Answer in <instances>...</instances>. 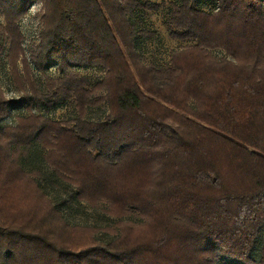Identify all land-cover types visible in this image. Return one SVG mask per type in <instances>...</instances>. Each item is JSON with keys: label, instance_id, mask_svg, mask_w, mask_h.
<instances>
[{"label": "trees", "instance_id": "1", "mask_svg": "<svg viewBox=\"0 0 264 264\" xmlns=\"http://www.w3.org/2000/svg\"><path fill=\"white\" fill-rule=\"evenodd\" d=\"M33 2L40 30L26 56L18 22ZM159 9L0 0V62L21 96L0 90V121L26 111L0 126V264H264V236L252 256L264 231V0L172 2L163 26L186 45L162 66L142 61L136 41L154 34L130 18ZM81 68L104 74L91 83ZM103 103L105 119L88 120ZM66 104L67 121L33 111ZM37 151L76 203L116 223L68 224L41 171L22 166Z\"/></svg>", "mask_w": 264, "mask_h": 264}, {"label": "rangeland", "instance_id": "2", "mask_svg": "<svg viewBox=\"0 0 264 264\" xmlns=\"http://www.w3.org/2000/svg\"><path fill=\"white\" fill-rule=\"evenodd\" d=\"M150 1L160 4V9L157 12L137 11L133 16L131 15L130 18L139 28L145 29L154 34L153 37L138 39L136 41V50L140 54L142 61L145 63H152L156 66H162L168 62L169 55L172 51L178 50L186 45V43L170 39L163 26V22L170 10V5L172 2H176V0ZM214 6V4L210 3V5L203 6L202 9L211 11ZM41 12V4L39 2H33L29 6L27 13L18 22L22 38H24L22 39L23 41H21V45L25 50L26 56H28L32 45L37 42V34L40 30ZM0 23L2 24V20H0ZM215 52L220 53L218 51ZM19 70H21V66H19ZM32 70L37 85L42 88L44 82L43 77L33 67ZM55 70L56 68L54 66L50 67L46 72L47 76L54 75ZM78 72L83 76H87L91 83L98 81L104 74L99 68H81ZM0 90L3 97L8 100H18L21 97L18 89L10 79L9 69L4 59L0 62ZM33 111L60 121L70 120L76 115V111L71 104H66L50 111L46 110L44 107L35 108ZM25 114V109L15 108L11 111L9 117L0 121V126L14 124L16 116ZM106 116L107 106L105 103L97 107L88 108L87 119L90 121H103ZM37 154L38 156H34L35 158L22 160V166L27 171L35 168L41 171L42 176L38 178L40 187L47 196L53 199L68 224L105 228L111 227L116 223V219L108 217L100 209H92L86 204L76 203L73 199V188L56 179L50 169L46 168L44 164H41L40 152L37 151ZM43 211V208L39 210V212ZM126 219L137 221L133 216H129ZM263 236L264 231H262L257 238L258 242L254 247L252 255L254 257L257 256L256 251ZM95 237L97 240L107 243L115 239L116 235L105 231H99Z\"/></svg>", "mask_w": 264, "mask_h": 264}]
</instances>
